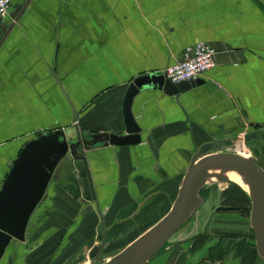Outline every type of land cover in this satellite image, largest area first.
Segmentation results:
<instances>
[{
  "label": "crops",
  "instance_id": "crops-1",
  "mask_svg": "<svg viewBox=\"0 0 264 264\" xmlns=\"http://www.w3.org/2000/svg\"><path fill=\"white\" fill-rule=\"evenodd\" d=\"M15 7L16 21L0 20V190L27 152L42 153L43 174L0 264L107 261L170 211L203 144L230 139L226 152L264 166V0H15L10 14ZM199 43L216 52L215 66L169 94L162 71ZM128 117L137 144L84 147L93 134L126 136ZM247 189L209 180L145 264H264Z\"/></svg>",
  "mask_w": 264,
  "mask_h": 264
},
{
  "label": "water",
  "instance_id": "water-1",
  "mask_svg": "<svg viewBox=\"0 0 264 264\" xmlns=\"http://www.w3.org/2000/svg\"><path fill=\"white\" fill-rule=\"evenodd\" d=\"M22 8L15 7L8 16L16 21ZM3 26H6L3 23ZM169 94L187 90L190 86L200 82H182L171 84L162 76ZM135 90L131 87L126 98L128 105L131 94ZM138 128L132 118H126V136L116 137L108 134H93L90 140L83 139L84 147L102 143L113 146L137 144L140 141ZM233 145L232 140L222 139L203 144L195 152L185 176L182 180L177 198L170 211L153 227L148 229L129 246L113 255L102 264H145L158 251L163 249L170 237L186 222L201 203L199 196L202 188L209 180L228 182V173H236L249 186L250 226L254 235L255 248L264 260V166L253 157H243L239 154L226 152ZM42 153H25L14 169L4 181L0 190V248L13 236L21 237L27 214L29 199L42 175ZM98 248L94 247L88 255L95 259ZM96 264V263H94Z\"/></svg>",
  "mask_w": 264,
  "mask_h": 264
},
{
  "label": "built area",
  "instance_id": "built-area-1",
  "mask_svg": "<svg viewBox=\"0 0 264 264\" xmlns=\"http://www.w3.org/2000/svg\"><path fill=\"white\" fill-rule=\"evenodd\" d=\"M14 1L0 0V20L9 18ZM215 55L216 52L203 43L186 47L181 60L175 65H168L162 71V75L165 80L174 85L199 80L215 66Z\"/></svg>",
  "mask_w": 264,
  "mask_h": 264
},
{
  "label": "bare ground",
  "instance_id": "bare-ground-1",
  "mask_svg": "<svg viewBox=\"0 0 264 264\" xmlns=\"http://www.w3.org/2000/svg\"><path fill=\"white\" fill-rule=\"evenodd\" d=\"M228 178L230 179V181H235V182H237V183H242L241 182V178L236 174V173H233V172H231V173H228ZM211 180H213V179H211ZM214 181V180H213ZM242 186L243 187H247L248 189V191L250 190L249 189V186L248 185H246V184H244V182L242 183Z\"/></svg>",
  "mask_w": 264,
  "mask_h": 264
},
{
  "label": "rangeland",
  "instance_id": "rangeland-1",
  "mask_svg": "<svg viewBox=\"0 0 264 264\" xmlns=\"http://www.w3.org/2000/svg\"><path fill=\"white\" fill-rule=\"evenodd\" d=\"M233 182H235V181H233ZM241 182H242V180H241ZM237 183V182H236ZM243 183V182H242ZM242 183H238V184H240L241 186H242ZM243 187V186H242ZM249 213H250V210L249 211H247V214L249 215ZM101 261V260H100ZM102 263H104L103 261H101V262H99L98 264H102Z\"/></svg>",
  "mask_w": 264,
  "mask_h": 264
}]
</instances>
